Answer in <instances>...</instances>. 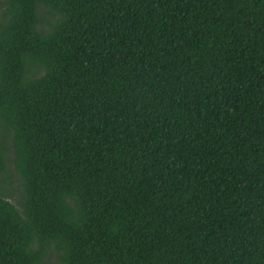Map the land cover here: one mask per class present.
<instances>
[{"label":"trees","instance_id":"16d2710c","mask_svg":"<svg viewBox=\"0 0 264 264\" xmlns=\"http://www.w3.org/2000/svg\"><path fill=\"white\" fill-rule=\"evenodd\" d=\"M52 257L264 264V0H0V264Z\"/></svg>","mask_w":264,"mask_h":264},{"label":"rangeland","instance_id":"374dc122","mask_svg":"<svg viewBox=\"0 0 264 264\" xmlns=\"http://www.w3.org/2000/svg\"><path fill=\"white\" fill-rule=\"evenodd\" d=\"M7 143H8V140H7ZM9 169H10L11 171L13 170V167H12L11 164L9 165ZM12 201H13V200H12ZM51 263H52V264H56V261H55L54 257L51 258Z\"/></svg>","mask_w":264,"mask_h":264}]
</instances>
